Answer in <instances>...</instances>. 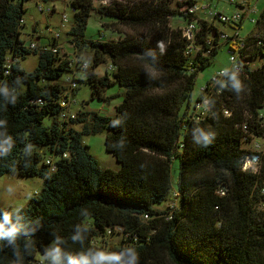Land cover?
<instances>
[{
    "label": "trees",
    "instance_id": "trees-1",
    "mask_svg": "<svg viewBox=\"0 0 264 264\" xmlns=\"http://www.w3.org/2000/svg\"><path fill=\"white\" fill-rule=\"evenodd\" d=\"M26 1L0 0V175L39 176L42 186L24 207L0 216V264H68L81 257L82 264H98L104 247L97 241L112 233L120 236L118 248L108 253L119 256L112 264H128L133 253L134 264H264V150L248 149L264 136L258 117L264 62L251 65L264 57V7L242 38L248 64L239 83L228 80L220 92H211L209 109L197 120L193 102L200 92L191 101V90L220 44L213 20L184 15L170 0H108L95 9L105 19L99 22L103 30L87 39L95 0H68L69 54L88 64L72 69L57 32L52 42L38 33L21 36ZM173 14L185 24L197 19L192 40L182 34L183 26L170 24ZM188 44L196 48L191 56ZM27 53L36 54L29 71L19 67ZM107 61L111 78L94 72ZM77 70L86 77L77 78ZM66 74L100 99L107 85L121 86L114 113L77 110L60 118ZM44 115L53 117L48 126L41 123ZM103 130L104 148L119 163L115 169L101 167L82 142L83 135ZM247 155L260 156L256 172L242 169ZM174 157L178 180L170 193ZM9 227L15 231L3 234Z\"/></svg>",
    "mask_w": 264,
    "mask_h": 264
},
{
    "label": "rangeland",
    "instance_id": "rangeland-1",
    "mask_svg": "<svg viewBox=\"0 0 264 264\" xmlns=\"http://www.w3.org/2000/svg\"><path fill=\"white\" fill-rule=\"evenodd\" d=\"M36 0H27L25 2V11L23 14L24 25L20 28L21 36L27 37L31 28L35 26L36 32L40 35L41 41L52 42V36L54 33H58L57 44L63 52L71 53L70 39L71 34L68 33L69 28L73 22V11L68 0H38V2L44 8H53L52 11L41 12L37 9L35 4ZM172 4H175V0H172ZM251 4L255 6V10L249 12L240 22L239 27L236 29L237 36L244 38L251 30L254 29L255 20L258 18L261 9L264 7V0H250ZM217 9L223 13L229 14L233 5L227 3L226 0H213ZM100 0L93 2L94 10L87 19L83 37L87 39L98 38L103 28L99 22L105 21L102 17H99V13L95 12V9L100 5ZM101 14V13H100ZM66 16V21H63L62 17ZM217 27H221L227 33H234L228 25H222L221 23L213 22ZM170 24L172 26H184L185 20L177 14H173L170 17ZM128 30V29H126ZM228 46L223 40L220 41L218 48L210 57V61L205 66L198 70L195 81L191 90V101H193L199 94L202 86L205 85L210 75L219 68H225L228 66ZM36 64V54L27 53L23 58H19V67L29 71ZM107 62H101L94 67V72L97 75H103L105 71L109 78H111V69H107ZM74 75L79 79L86 77L83 70H77ZM67 76V74L65 75ZM63 76L62 78L64 79ZM65 86L67 82L64 80ZM77 88L74 95L70 94L71 98H74V102L68 104V110L73 113L77 110H84L88 112H96L100 115L110 116L114 113V106L120 101L123 88L117 83H111L104 88V95L106 98L100 99L95 95H91L90 87L84 82H77ZM53 117L50 115H44L42 118V125L48 126L51 124ZM76 129H79L78 124L75 125ZM104 136L105 131H100L95 134L83 135L82 142L87 145V151L97 161L101 167H109L115 169L119 166V163L115 158L105 150L104 148ZM261 141L260 139H257ZM252 145V144H251ZM178 164L179 160L174 157L169 165L170 174V193L172 190L177 189L178 180ZM42 186V178L39 176H18L16 174H1L0 175V216H11L19 208L24 207L29 198L37 193ZM169 193V194H170ZM168 200H169V196ZM167 199V198H166ZM167 200V201H168ZM163 207L157 206V208ZM256 208L263 209L261 204H256ZM4 209V210H3ZM1 223V222H0ZM98 244L104 247V253L107 255L115 251L118 248L120 242V236L118 233H112L105 237V240H100ZM99 264H112L110 260L104 259Z\"/></svg>",
    "mask_w": 264,
    "mask_h": 264
},
{
    "label": "built area",
    "instance_id": "built-area-1",
    "mask_svg": "<svg viewBox=\"0 0 264 264\" xmlns=\"http://www.w3.org/2000/svg\"><path fill=\"white\" fill-rule=\"evenodd\" d=\"M227 3L231 4L234 0H226ZM108 0H101V4L107 3ZM171 4L173 3L170 0ZM249 0H238L237 4L239 5L235 9H231L229 14L223 13L221 10L217 9L216 5L213 3V0H175V4H172L177 11L184 15H197L198 17L205 20H213L219 23L228 24L232 30L235 32L227 33L221 27H217V33L219 41L223 40L227 43L228 46V61L229 64L225 68H219L215 70L209 77L207 84L201 87L200 95L198 99H195L193 102V111L197 114L195 119H200L205 115L210 106V94L211 92H220L222 88L227 86L228 80H230L234 84L239 83V75L242 71L243 65L248 64L247 56H248V45L244 46L242 38L237 36V32L235 29V24L240 20L242 14L245 16L248 15L249 12L255 10V6L251 3L249 4ZM37 9L48 12L49 8L42 7L41 4H37ZM63 21H66V16L63 15ZM198 30L197 19L189 18L186 22L185 26L182 27V34L188 39L192 40L194 33ZM57 36V33H56ZM211 37L206 36L205 40L210 42ZM257 43H260L258 41ZM30 47L33 46V43L29 44ZM196 48H192L191 44H188L186 48V53L188 55H192ZM208 49L204 51V54L208 53ZM261 52L264 53V46L261 47ZM255 57L251 60L252 66H260L262 62H264V57H260L256 61ZM249 59V58H248ZM69 65L74 69V67H79L83 69L87 67V61L76 57L75 54H69ZM72 74H68L64 77V80L67 82V95L68 97H62L59 101L61 110L59 112V117L62 119L73 117L74 113L68 110V104L74 102L73 98L70 97L71 89L75 88L76 84L73 82ZM225 115H229L230 111L225 109L223 110ZM258 117L264 124V109H260L258 112ZM244 128V126H242ZM261 141L251 140L248 144V149L251 151L261 152L264 150V136L260 137ZM252 144V145H251ZM260 156L257 155H247L242 162V169L250 170L251 172H256L259 167ZM264 191V187L261 188ZM119 228V227H117ZM107 234L111 233V229H108ZM102 262V260H98V264Z\"/></svg>",
    "mask_w": 264,
    "mask_h": 264
},
{
    "label": "clouds",
    "instance_id": "clouds-1",
    "mask_svg": "<svg viewBox=\"0 0 264 264\" xmlns=\"http://www.w3.org/2000/svg\"><path fill=\"white\" fill-rule=\"evenodd\" d=\"M205 140L207 141V136H205ZM6 220H7V218L5 217V222H6ZM0 228H3L2 223H0ZM14 231H15L14 228L9 227L8 229L4 230L3 234L11 235ZM97 258L101 259V260L107 259V260H113L114 261V260H118L119 256L115 255V254H107L106 255L105 253L98 251L97 252ZM136 258H137L136 254L133 253V255L129 257L128 264H134V261L136 260ZM84 259L85 258H83V257H81L79 260L75 259V258H70L68 264H82V261Z\"/></svg>",
    "mask_w": 264,
    "mask_h": 264
},
{
    "label": "crops",
    "instance_id": "crops-1",
    "mask_svg": "<svg viewBox=\"0 0 264 264\" xmlns=\"http://www.w3.org/2000/svg\"><path fill=\"white\" fill-rule=\"evenodd\" d=\"M232 8H233V7H232ZM230 10H231V9H230ZM23 25H24V23H23ZM29 33L31 34V36L34 35V33H37L36 30H35V26H33V27L31 28V30H30ZM105 167H106V166H105Z\"/></svg>",
    "mask_w": 264,
    "mask_h": 264
}]
</instances>
